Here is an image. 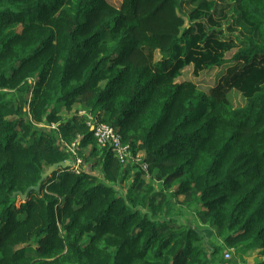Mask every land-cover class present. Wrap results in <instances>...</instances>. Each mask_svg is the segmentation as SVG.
<instances>
[{
	"label": "trees",
	"instance_id": "trees-1",
	"mask_svg": "<svg viewBox=\"0 0 264 264\" xmlns=\"http://www.w3.org/2000/svg\"><path fill=\"white\" fill-rule=\"evenodd\" d=\"M209 1L250 33L217 37ZM75 103L148 173L124 171ZM78 158L80 173L21 197ZM175 203L214 229L211 250ZM254 247L264 255V0L189 15L182 0H0V264H228Z\"/></svg>",
	"mask_w": 264,
	"mask_h": 264
},
{
	"label": "rangeland",
	"instance_id": "rangeland-1",
	"mask_svg": "<svg viewBox=\"0 0 264 264\" xmlns=\"http://www.w3.org/2000/svg\"><path fill=\"white\" fill-rule=\"evenodd\" d=\"M112 1L113 3L115 4H119V0H110ZM204 0H182V10H183V13L186 14V15H189L194 9H196L197 7H199L202 2ZM214 8H217L215 5H214V2L212 1H209V8L207 10V13L209 14H212L214 16V18L216 19V22L217 24H213L212 25V30L214 32V34L219 37V38H231L233 41L239 43L243 37H245L246 34L250 33L249 32V29L245 28L243 26L242 23H240V18L238 17L237 15V12L234 10V9H231L230 11L227 10V11H223L221 17H218L217 13L215 14V12H211L214 10ZM218 9V8H217ZM200 13L204 14V11L201 10ZM206 18L202 19V20H205ZM186 23H185V26H188L189 25V22L187 21V19H185ZM210 27V26H209ZM21 28L18 27L17 28V31H20ZM185 45V42L182 43V46ZM227 56H231V53H228ZM223 69H225V67H223ZM216 71H218V69H214V72L211 73L210 75L213 74V77L210 76L213 80H217V76H215V73ZM209 75V74H208ZM206 80V77H205V74L199 79L197 80L198 83L202 84L204 83ZM80 107H82L81 104L79 103H75L73 105V110L78 112V110L80 109ZM81 110V109H80ZM84 111H87L86 108H84L83 110H81L79 113L81 112H84ZM78 113V114H79ZM61 114L63 116H65V118H67L68 116V113L67 112H64V111H61ZM80 115V114H79ZM123 165V170L125 171H128L129 168V164L128 163H124L122 164ZM131 174V172H130ZM129 183V184H128ZM126 184L125 187L122 186V190L121 191H118L119 194H121L122 192H124L125 190L128 191L129 189H131V183L128 182ZM159 186V184L157 183L156 184V187ZM174 209L178 212L179 209L182 210V223L186 224V225H189V226H194L196 229L200 228V229H204V228H208L206 226H202V225H199L197 222H196V215L195 213L193 212V207H182L180 206L179 204H174ZM209 229V232L204 234L203 237H204V242H205V246L206 248L210 249L211 250V245H213L214 243H218V240H217V237L215 235V232H214V229ZM227 250V249H226ZM230 252V258H228V264H238L237 262L234 263L233 261L235 260V257H236V254L237 253H233V250H227L225 251L224 253L226 252ZM244 251V250H243ZM250 261V260H248Z\"/></svg>",
	"mask_w": 264,
	"mask_h": 264
},
{
	"label": "built area",
	"instance_id": "built-area-1",
	"mask_svg": "<svg viewBox=\"0 0 264 264\" xmlns=\"http://www.w3.org/2000/svg\"><path fill=\"white\" fill-rule=\"evenodd\" d=\"M80 116L85 115L87 117L86 124L90 128L93 133V136L100 147H108L113 152L116 159L121 163H134L137 162L141 164L145 173H148V165L147 163L141 162L143 156L138 153L135 157L131 155L130 147L128 144L122 142L121 135L118 132V129L113 127L112 125L99 121L95 115L84 111L79 113ZM51 127H54L52 125ZM74 143H72L68 148L73 151ZM143 163V164H142ZM82 160L80 158L73 161V163H69L72 170L76 173H80L82 167ZM224 258H230V252L224 253Z\"/></svg>",
	"mask_w": 264,
	"mask_h": 264
},
{
	"label": "crops",
	"instance_id": "crops-1",
	"mask_svg": "<svg viewBox=\"0 0 264 264\" xmlns=\"http://www.w3.org/2000/svg\"><path fill=\"white\" fill-rule=\"evenodd\" d=\"M84 108L85 107L83 105L82 107H80L81 110H83ZM80 109L78 110V113L81 111ZM140 154L143 156V153ZM234 261L235 263L237 262L238 264H263L264 255L260 254L259 248L254 247L253 249L250 250L245 249L242 252L238 251Z\"/></svg>",
	"mask_w": 264,
	"mask_h": 264
},
{
	"label": "water",
	"instance_id": "water-1",
	"mask_svg": "<svg viewBox=\"0 0 264 264\" xmlns=\"http://www.w3.org/2000/svg\"><path fill=\"white\" fill-rule=\"evenodd\" d=\"M69 166V162H60V163H54L50 165L47 170L42 174L41 180L37 183L36 186L29 187L24 194H22V198H25L27 196V193L30 190H38L41 184V181L44 180L46 177H48L50 174H52L54 171H56L59 168H66Z\"/></svg>",
	"mask_w": 264,
	"mask_h": 264
}]
</instances>
